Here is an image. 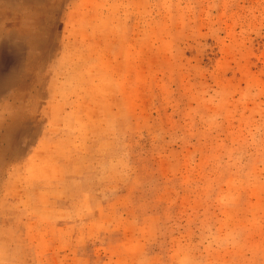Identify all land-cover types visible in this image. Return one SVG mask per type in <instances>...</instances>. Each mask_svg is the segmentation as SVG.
I'll return each instance as SVG.
<instances>
[{
    "label": "rangeland",
    "instance_id": "374dc122",
    "mask_svg": "<svg viewBox=\"0 0 264 264\" xmlns=\"http://www.w3.org/2000/svg\"><path fill=\"white\" fill-rule=\"evenodd\" d=\"M1 100L10 260L264 264V0H0Z\"/></svg>",
    "mask_w": 264,
    "mask_h": 264
},
{
    "label": "crops",
    "instance_id": "0c3cea01",
    "mask_svg": "<svg viewBox=\"0 0 264 264\" xmlns=\"http://www.w3.org/2000/svg\"><path fill=\"white\" fill-rule=\"evenodd\" d=\"M33 55L31 54V58ZM28 58V56H27ZM30 66L25 67V73H29ZM32 69V68H31ZM5 96V95H4ZM43 99V95L41 96ZM26 104L27 100H26ZM17 104H10L9 106H14ZM0 108L2 109L5 107L3 105L2 100L0 101ZM25 107V106H24ZM23 104L21 103L19 107H15V113L14 115H2L0 113V120H3L5 122L10 123L9 127H2L0 134H1V141L2 145L0 146V153L1 154H9V155H14V154H25L28 155L24 161L28 162V158H31L32 154L34 153L35 149L39 148L40 146V140L43 138L45 132H44V127L40 126V124H44V116L42 115L43 109H44V104L37 107L33 106V109L35 108L36 112L38 114H27V110L29 108L28 105H26V111L22 110ZM49 122V121H46ZM13 124H17L16 126ZM36 124V125H35ZM46 128V127H45ZM5 139L6 141H3ZM37 148H35V146ZM30 160V159H29ZM9 202H18L16 198L12 199L8 197ZM34 199V196H33ZM11 205V204H10ZM10 205L7 210L3 211L0 213V217L6 219L5 220V225H0V249L3 248L5 251H7V255H5L2 259H0V262H5L7 264H21L18 263V260H10V256L8 255V252H14L18 250L19 244L17 241L12 242L14 240V235H17L18 233L22 231H25V234L27 235L29 232L26 230V226L20 228L19 225L17 226L16 223H13L9 221L13 216L15 215H21L22 213L20 212H13L10 210ZM20 213V214H19ZM30 223L34 224V219L33 217L29 218ZM27 220V221H28ZM41 226L37 228V235H41L42 232ZM7 236V237H6ZM12 236V237H11ZM6 237V238H5ZM24 246L28 251H35L39 252L43 248L42 243H27ZM29 247H33L29 248ZM23 248V249H24ZM35 259L36 261H39V257L35 254L32 256V263L31 261L28 264H35Z\"/></svg>",
    "mask_w": 264,
    "mask_h": 264
}]
</instances>
